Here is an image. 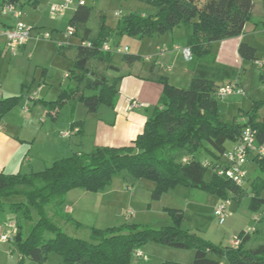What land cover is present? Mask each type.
<instances>
[{
  "label": "trees",
  "instance_id": "obj_1",
  "mask_svg": "<svg viewBox=\"0 0 264 264\" xmlns=\"http://www.w3.org/2000/svg\"><path fill=\"white\" fill-rule=\"evenodd\" d=\"M6 0H0L4 2ZM14 1L22 8L26 2ZM155 7L149 15L129 14L125 17L126 30L131 35L154 36L165 34L182 24L191 28L187 46L193 57L189 61L193 75L188 88L171 84L167 76L158 74L154 67L148 79L162 84L161 97L147 120L143 132L125 146H94L90 151L79 150L61 157L38 172L8 174L0 172V224L5 207L2 198L24 195L27 202H13L9 209L22 212L18 218V233L14 247L20 253L18 264L27 259L46 264L51 253L62 257V264H133L134 250L150 241L182 249H194L192 264H220L210 257L216 254L230 264H264V244L245 248L247 236L242 232L237 246H222L204 240L180 227L182 212L170 211L175 223L154 229L127 223L105 229L90 227V239L66 233L48 215L53 205L55 214L76 229L85 228L65 212L67 194L73 189L98 193L108 188L113 178L127 171L135 179L155 183L153 199L179 185L210 191L222 200L248 195L242 186L216 172L219 163H204L196 158L205 142L221 157L227 151L226 143L241 137L246 126L257 131V143L264 144V100L255 101L253 108L226 122L219 113L218 88L243 74V70L222 64L217 60L213 42L243 34L253 17L255 0H143ZM95 23L90 25L91 19ZM76 29L80 43L61 46L62 55L73 64L72 83L63 88L58 99H39L53 117L69 101L82 102L89 113L105 106L115 109L118 84L131 74L135 63L143 61L141 55L124 54L121 62L114 60V52L104 50L109 27L105 15L94 13L91 5L79 4L69 21ZM258 48L246 41L239 45V54L249 62L259 59ZM24 95L0 98V122L17 106ZM36 100V99H34ZM241 118L245 119L241 122ZM78 123V122H77ZM74 123L73 125H77ZM81 123V122H79ZM81 130V128H80ZM191 157L182 159L180 152ZM257 169L264 173V159L255 156ZM209 169L212 174L206 179ZM264 175L254 178L251 184L250 209L264 207ZM30 206L37 208L39 218L25 230L24 222H31ZM162 264H184L165 261Z\"/></svg>",
  "mask_w": 264,
  "mask_h": 264
},
{
  "label": "rangeland",
  "instance_id": "obj_2",
  "mask_svg": "<svg viewBox=\"0 0 264 264\" xmlns=\"http://www.w3.org/2000/svg\"><path fill=\"white\" fill-rule=\"evenodd\" d=\"M85 1L92 6L94 13H102L105 15V23L109 27L107 41L111 44L112 48L128 49L129 53L141 55L143 59L147 57H155L156 59L160 53L156 51L155 47H157L158 41H161L163 46L166 42V45H168L169 49L171 48L170 50L173 52V55H171L170 58L171 60H174V62H164L165 69L172 65H174V67H180L185 64V62H188L185 60L182 52L174 50L175 45H187L188 25L182 24L176 27V32L173 36L171 34H156L154 36L131 35L126 30L125 17L132 13L142 16L149 15L155 12V7L153 5L143 0H96L95 4L93 3V0ZM72 6L73 5L70 7ZM70 7L63 15H60L53 13L52 10L49 9L47 0H40L39 6L36 9L31 6L27 0L26 4L22 7L24 13V16L22 17L23 20L29 22L36 21L38 18H43V21L41 22L42 26H40L42 32L40 33L48 31L52 32L53 36L50 40H35L33 39L35 37L31 38V41L27 44L26 50L22 51L23 53L18 56H12L8 53L0 55V83L3 85V89L0 90V98L21 94L24 95L21 102L3 119L7 122L6 119L9 117L8 120H10L11 123V128H9V130L14 131L15 134L21 132L24 135H31L33 132V130H29L27 127L21 128L20 126L21 123L25 121L26 116H29L28 112L30 111L24 112L25 106L32 109V115L34 117H40L43 115V107L41 105H38L34 109V106H36V102L33 99L36 98L34 94L38 95L39 98L42 96V98H45L46 100H56L59 98L62 89L67 87V85H70L73 81L71 77H65V72L74 75V72L72 71L73 64L68 57L62 55L61 52H63L65 48H62V45H60L63 44V46H65L71 41H75L73 36L67 34L69 17L72 14V9H70ZM252 20L247 29L249 31L251 29L250 26L254 22L259 21L258 17H256V13ZM94 23L95 18L93 16L90 25H93ZM255 37L257 40L254 43L258 45L259 60L264 61V34L259 36L255 35ZM252 38L253 37L247 39L252 42ZM176 54H178L180 58L175 57ZM123 57L124 53L114 52V60L116 62H121ZM155 59L153 61H155ZM150 64H152V61H150ZM247 69V75L243 79L242 84L244 92L242 94L236 93L225 99L218 100L219 113L228 123H232L236 118L240 119L242 114L250 111L253 108L255 101L264 100V80L261 79L264 67L260 68L254 64H248ZM46 71L47 74H44ZM43 77L47 78V81L49 82L48 84H40ZM182 83L183 80H180L178 87H183ZM184 87H186L185 84ZM73 99L74 98H69L68 100L72 101L71 104L68 103V101L61 108V122L68 118L71 119L75 115H78L79 119H86L85 116L89 113L87 108L82 102H79L78 100H75L74 102ZM103 108H105V106H103L102 109ZM47 118L48 117L46 116L43 117L44 120ZM48 120L49 122L52 121V119ZM244 120V118H241V122H244ZM61 122L58 125L60 129L63 125V122ZM44 136V133H42L40 136L41 139L40 141H37L34 149L39 153L45 154L48 143H46L45 140L42 141ZM87 139L89 138L87 137ZM229 146L230 142L228 141L227 147ZM83 150L89 151V149L85 150V148ZM186 152L187 151H182L180 153L183 155ZM68 155L70 156L71 154ZM195 155L201 162L219 163V160L217 161L216 158L218 155L217 151L207 142L204 143L200 151ZM64 157H67V154ZM222 159H224V157ZM41 162L44 164L43 161ZM224 163L225 159L222 164ZM47 165L50 166L51 163L48 162ZM211 174L212 171L209 169L206 179H210ZM262 175H264V173L257 171L254 166H249L248 183L244 187L245 191H249L248 195L240 198L235 197L233 194L230 195L231 200L228 207V216L224 224L219 223V220L214 213L216 203L221 201L217 199V196L214 193L179 185L172 188L169 194H167L168 192L163 193L160 199H153L151 185L154 182L147 179H135L127 171H123L113 178L111 185L106 188L103 193V200L108 208L111 207L117 211L119 210V213H121V220H113V224L110 227L121 226L122 224L127 223L129 225L135 224L140 228L150 226L154 229H158L175 223L170 211H180L183 213V218L180 221V227L182 229L201 237L204 240H208L213 244L226 246L230 241L234 239V241L238 240V237L242 232L249 230L252 231L255 227L259 226V222L252 218V213L248 209V204H250L251 200L250 186L254 178ZM122 183L126 184V187H124ZM127 186H132L133 191H128ZM83 192L87 191L83 190ZM90 194L91 197L88 198L89 200H93V198L97 197L99 198V193L92 192ZM262 195L264 197V191L262 192ZM1 202L6 208L1 215V222L5 224L9 223L11 217L15 220L16 215H22V212L13 214L9 209V204L13 202H27V198L24 195H13L2 198ZM129 209L133 214L126 215V211ZM47 211L48 215L54 220V222L71 236L89 240L91 235L90 227L101 229L108 228L107 226H103L104 224L101 225V222L97 220L98 216L93 215L91 217L87 214L85 222L87 221L86 223L89 224H86L87 226L84 224L85 228L76 229L73 223H68L62 217L55 214V209L52 204L48 206ZM30 214L31 222H24L25 230L28 229L30 223L36 222L39 218L38 210L34 206H30ZM71 217L74 216L71 214ZM2 226L4 225L1 224V227ZM1 232L14 234V230L12 231L11 228L7 226L3 227ZM252 234L253 242H255V240L257 241L259 236H262L261 231L257 233L252 232ZM261 240L262 239L259 238V241ZM1 242L2 241H0V243ZM147 244L150 248V252H153L152 255L163 259L164 262L176 261L184 264L193 263L195 256L194 249H182L173 246L158 245L153 241H150ZM154 246H156V248H153ZM140 249L141 248H139V250ZM209 255L210 257L219 260L220 264H230L222 256L216 254ZM3 258H12L7 243L0 245V262L4 261L2 260ZM136 258L137 261L133 262V264L163 263L157 262L158 260L147 263L142 261L139 257ZM47 262V264H62V257L56 253H51ZM7 264H12V262H7ZM25 264H27V262H25ZM29 264L39 263L32 261V263Z\"/></svg>",
  "mask_w": 264,
  "mask_h": 264
},
{
  "label": "crops",
  "instance_id": "obj_3",
  "mask_svg": "<svg viewBox=\"0 0 264 264\" xmlns=\"http://www.w3.org/2000/svg\"><path fill=\"white\" fill-rule=\"evenodd\" d=\"M22 1L26 2L27 0H22ZM28 1L30 5L33 6L35 9L38 8L40 0H28ZM93 1L95 4L96 0ZM65 2H67V0H47L49 9L51 10L54 5L64 4ZM71 5L73 6L70 7V9H72V14L69 17V21L79 5L78 0H75V2L72 3ZM255 13H256V17H258L259 19L258 22L260 23L254 22L250 26L251 29L249 31L247 29L249 28V23L254 18ZM252 19L246 24L245 30L242 35L213 42V49L216 51L217 60L220 63L237 67L240 70L245 69L243 70L244 71L243 74L239 77L241 84H243V79L247 75V71H248L247 65L253 63L241 57V55L239 54V45L242 41H246L258 48V45L254 42H256L257 40L255 35L259 36L261 34H264V0H255ZM42 21L43 18L42 19L38 18V20L36 21H29V22L26 21L29 25L35 28L34 35L42 32L40 30L41 28L40 26H42L41 25ZM14 22L15 19L12 15H5L0 12V26L13 25ZM187 29H188L187 36L189 37V35L191 34V28L188 27ZM175 32H176V27L165 34L167 35L171 34L173 36ZM73 37L75 38V41H71L67 45H77L80 43V40L76 36ZM250 37H253L252 42L248 41L247 39ZM33 39L36 40L37 38H33ZM27 44L20 48V51L17 55H12V56H18L22 54L23 53L22 51L26 50ZM164 44L165 45L163 46L161 41H158V45L157 47H155V49L160 54L158 57H156V59L155 57L153 58L147 57L143 59L142 62L135 63L131 68L132 73L124 76L123 79L119 82L118 84L119 92H118L117 104L115 109H109L107 107L102 109L103 107L102 106L96 112L88 113L85 116L86 119L83 120L79 119L78 115H75L76 117L74 116L71 119L68 118L62 121L63 125L62 128L60 129L58 127L59 123L61 122L60 111L59 113L56 114L55 117H53L55 112H51L50 114L47 108L44 106V104L38 102L36 103V106H34V109L38 105L39 106L41 105L43 107V115H41L40 117H34L32 115L33 111L30 108L29 109L30 112L27 111L29 116H26L25 121H23L20 125L21 128L27 127L29 130H33L31 135H24L21 132L15 134L14 131H10L9 128H11V123L10 120H8L9 117H7L6 119L7 122H5L4 120L1 121L0 122V172H5L8 174H16L19 172L21 173L38 172L48 167L49 166L47 165L48 162L52 164L54 160L64 157L66 156V154L67 156H69L68 154L72 155L75 151L83 150L84 148L85 150L89 149L90 151L94 146L118 147V146H125L130 144L140 133L143 132L144 126L147 120L151 117L153 113V109L158 103L163 91L162 84L147 78L149 76L148 72L150 69L154 67V70L158 72V74L167 76L169 78L170 83L175 85L176 87H178V84H180V80H183L182 83L183 87H179V88L189 87L193 75V71L190 68L189 61L185 62V64L181 65L180 67H174V65H172L169 66L167 69H165L164 62L170 61L172 63L174 62V60H171L170 58L171 55H173V52L170 50L171 48L169 49L168 45H166V42ZM3 53H8V51L6 48L5 40L0 39V55H2ZM8 54L11 55L10 53ZM175 57L180 58L178 54H176ZM154 59L155 61H153ZM150 61H152V64H150ZM263 73L261 74L262 80H264ZM44 74H47V71ZM66 74H68L69 76L66 77ZM65 77L70 78L71 77L70 73L65 72ZM42 83L45 85L49 83L46 77H43V79H41L40 84ZM184 84L186 85V87H184ZM1 89H3L2 84H1ZM34 96H36V98H33L36 99L34 100L35 102L38 101L39 99H45L42 98V96H40L39 98V96L36 94H34ZM75 100L76 99L74 98L73 101L75 102ZM71 102L72 101H69L68 103L71 104ZM134 102H136L137 104L136 106H133ZM44 116L48 118L44 120L43 119ZM48 119H52V121L49 122ZM74 123H77V125H73ZM75 126L81 128V130L78 133L70 137H65L63 135L64 132L70 130L72 127ZM42 133H44L45 135L44 138H42V141L45 140V142L48 143L47 151L45 154L39 153L37 150L34 149L37 141H40L41 139L40 136ZM87 137L89 139H87ZM229 142H230V146L227 147V150L234 148L239 142V140L235 142H231V141ZM188 157L191 156L188 154H184L182 159ZM216 158L217 161L219 160L218 161L219 164H222L224 160L222 159L223 155L221 157L217 155ZM254 158H255L254 155H251L249 157V161L247 164L248 176H249V166L250 167L254 166L256 170L259 171L257 169V165ZM41 161H43L44 164ZM248 176L245 179L244 184L242 185L243 189H245L244 187L248 183L247 181ZM122 185L126 187V184L122 183ZM154 187H155V183L151 185V190H153L152 188ZM127 190L133 191L132 186H127ZM250 190H251V186H250ZM104 191L98 192L99 198L97 197V198H93V200H89L88 198L91 197L90 193L92 192L90 193L88 191L83 192V189H79V188L71 190L67 194L66 202L64 205L65 212H67L70 216L72 214L74 216L72 218L80 222L82 225L89 224L86 223L87 221L85 222V218H87L86 215L88 214L91 217L93 215L98 216L97 220L101 222V225L104 224L103 226L110 227L113 224V220H118V219L121 220V213H119V210L117 211L116 209L107 207V205L104 203L103 200ZM170 192L171 190L168 191L167 194H169ZM251 196H252V192H251ZM217 199L222 200L219 197H217ZM218 203L219 201L216 203V205ZM248 209L252 213V218L257 216L258 217L257 221L259 222L258 227H255L252 231L250 230L251 232L247 236V240L244 245L245 248H253V247H257L260 244H264V207L261 208L259 211L254 212L250 209V204H248ZM126 213H125L126 215L133 214V212L130 209L127 210ZM15 218L16 219L14 220L11 217L9 223L4 224L1 222V224L4 225L2 227L0 224V241H2L0 245L7 243L8 250L12 255V258L10 259L3 258L2 260L4 261H1L0 264H7V262H12V264H18V262L21 259V255L15 249L13 243L14 238L18 233L17 221L19 216L16 215ZM5 226L10 227L12 231L14 230V234H7V232H1V229H3V227ZM260 231L262 236H259V238H261L263 241L262 240L259 241L258 238L257 241L255 240V242H253L252 232L257 233ZM3 235H10L11 240L7 242L1 240V236ZM234 240L230 241V243L226 246H237L238 244H236ZM153 248H156V246H154ZM140 250L142 251L143 256L139 258H141L142 261H145L147 263L155 262L157 260H158L157 262H164L163 259H160L159 257L157 258L154 255H152L153 252L152 251L150 252V248L148 247V244L141 247ZM136 259H137L136 256L133 255L132 262H136L137 261ZM26 262L27 264H29L32 263V260L27 259Z\"/></svg>",
  "mask_w": 264,
  "mask_h": 264
},
{
  "label": "built area",
  "instance_id": "obj_4",
  "mask_svg": "<svg viewBox=\"0 0 264 264\" xmlns=\"http://www.w3.org/2000/svg\"><path fill=\"white\" fill-rule=\"evenodd\" d=\"M75 0H67L64 4L54 5L52 7V12L55 14L63 15L64 12L74 3ZM78 3L81 5L88 4L85 0H78ZM94 3V1H93ZM0 12L5 15H12L15 19L13 25L9 26H0V39H4L6 42V48L8 53L11 55H17L20 51V48L26 45L31 38L35 37L37 39L50 40L53 36L52 32H44L38 33L34 35V27L29 25L26 21L23 20V10L20 5L14 1L6 0L4 2H0ZM76 29L74 26H70L67 29V34L69 36H74ZM63 45V44H60ZM104 50L113 51L119 53H127V50L122 48H112L109 42L104 44ZM174 50L182 52L185 60L190 61L193 57L192 50L189 46H174ZM253 64L263 68L264 61L262 60H254ZM69 75L66 74V77ZM1 90V84H0ZM244 92L240 79H235L231 82H227L226 84L220 86L216 92V96L218 99H225L230 95ZM136 102L133 103V106H136ZM24 111H29L28 107H24ZM80 131V127L75 126L70 130H67L63 133L65 137H70ZM254 155L260 159H264V144L257 143V131L251 126H246L241 134L239 142L237 145L227 150L223 157L225 159L224 164H217L216 172L232 182L236 185L242 186L244 184L245 179L248 176L247 164L249 161V157ZM187 159H184L186 161ZM231 199L221 200L215 207L214 213L217 216L219 223L224 224L227 216H228V207L230 205ZM255 220L258 217H254ZM250 230L246 231V234H250ZM1 240L10 241V235L1 236ZM236 244L239 243V239L235 241ZM133 254L136 257H142L143 253L141 250H134Z\"/></svg>",
  "mask_w": 264,
  "mask_h": 264
}]
</instances>
